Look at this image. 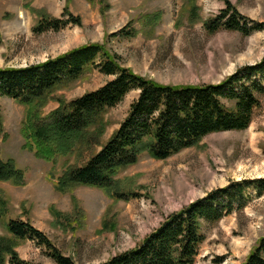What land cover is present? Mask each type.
<instances>
[{
  "label": "rangeland",
  "instance_id": "obj_1",
  "mask_svg": "<svg viewBox=\"0 0 264 264\" xmlns=\"http://www.w3.org/2000/svg\"><path fill=\"white\" fill-rule=\"evenodd\" d=\"M227 1L250 20L264 22V0H0V68L27 67L98 43L123 67L162 84L219 83L240 67L264 59V29L246 36L230 30L211 33L206 28ZM44 14L66 24L37 32ZM127 31L134 35H126ZM114 78L89 70L55 90L43 113L58 108L60 99H77ZM139 94L131 91L104 113L102 135L91 132L96 133L95 141L90 138L88 145L53 161L38 158L25 146L27 107L0 97L4 124L0 154L4 161L15 160L25 173L21 185L0 180L6 202L5 213L0 212V236H12L6 227L11 219L28 222L75 264H101L136 248L169 215L213 190L232 181L264 178L263 95L245 130L210 134L164 160L143 153L116 176L123 198L87 185L59 190L57 182L65 169L84 164L101 149ZM248 194L244 209L203 225L206 240L194 264H243L255 250L264 237V194L254 189ZM15 249L29 264H55L48 248L36 240L18 239Z\"/></svg>",
  "mask_w": 264,
  "mask_h": 264
},
{
  "label": "trees",
  "instance_id": "obj_2",
  "mask_svg": "<svg viewBox=\"0 0 264 264\" xmlns=\"http://www.w3.org/2000/svg\"><path fill=\"white\" fill-rule=\"evenodd\" d=\"M226 4L215 18L206 22L209 32L230 30L249 36L264 29V22L252 21L231 2ZM31 10L36 12L32 7ZM44 15L35 28L37 32L57 30L66 24ZM125 34L134 35L132 31ZM92 69L115 78L77 99H60L58 108L47 115L43 113L55 90L68 86ZM133 90H139L140 94L119 128L84 164L65 169L57 182L59 190L87 185L123 198L116 176L137 163L143 153L164 160L210 134L249 128L264 95V59L240 67L219 83L203 85L159 83L123 67L116 55L98 43L76 47L27 67L0 68V97L12 98L27 107L22 129L25 146L47 161L71 155L79 145H88L90 138L95 141L96 133L91 135V132L96 130L98 136L102 135L104 113L118 106ZM3 131L0 113V132ZM0 180L18 185L25 182V173L15 160L4 161L1 154ZM250 189L263 195L264 178L232 181L213 190L169 215L136 248L101 264H194L206 240L203 225H212L244 209L250 200ZM5 211L6 202L0 191V212ZM6 227L12 236H0V264H29L15 249L18 239L26 238L48 248L55 264H75L30 223L11 219ZM243 264H264V237Z\"/></svg>",
  "mask_w": 264,
  "mask_h": 264
}]
</instances>
